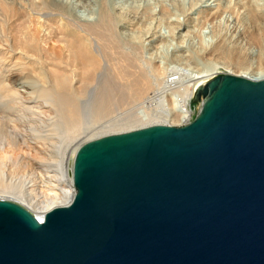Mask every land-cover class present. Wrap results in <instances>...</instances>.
Segmentation results:
<instances>
[{
    "label": "water",
    "instance_id": "95a60500",
    "mask_svg": "<svg viewBox=\"0 0 264 264\" xmlns=\"http://www.w3.org/2000/svg\"><path fill=\"white\" fill-rule=\"evenodd\" d=\"M198 116L82 144L42 220L0 199V264H264V79L198 88Z\"/></svg>",
    "mask_w": 264,
    "mask_h": 264
},
{
    "label": "bare ground",
    "instance_id": "6f19581e",
    "mask_svg": "<svg viewBox=\"0 0 264 264\" xmlns=\"http://www.w3.org/2000/svg\"><path fill=\"white\" fill-rule=\"evenodd\" d=\"M186 1H28L26 14L33 32L30 46L34 54L26 58L28 62L19 58L17 68L13 66L10 71V67V72L1 80L5 83L11 75L6 93L14 99L13 106L16 107L10 114L15 116L14 119L8 118L6 123L1 121L3 117L0 118V151L9 146L12 153L0 157V167L7 169L13 165L16 169H23L21 164L28 163L26 159L31 151L42 154L40 158L44 163H41L42 168L33 172H39L33 183L37 184L39 179L43 186L50 185L53 176L48 164H52L61 170L59 189L52 195L36 198L30 197L28 182L14 186L2 182L1 194L17 195L31 207L39 208L41 213L37 217L42 220L47 211L67 205L73 198L74 163L71 165V162L79 147L93 138L119 133L103 130L97 135V130L107 128L113 121L120 122L132 112L142 119L160 115L190 121V105L198 88L213 79L212 75L221 69L251 80L264 79V48L259 46L260 49L256 50L249 46L253 41H249V32L264 29V7L260 8L256 0H244L242 13L245 11V14L240 16L237 15L239 12L235 15L236 5L232 8L221 0ZM212 1L217 3L212 6L209 4ZM14 8L0 2L2 30L7 15ZM25 8L21 9L22 14L17 9V14L23 15ZM229 13L235 15L233 32L230 26L228 32L223 31L219 37L215 35L219 40L217 38L208 51L191 44L195 39L192 33L195 34L197 21L193 15L199 14V23L208 24ZM173 17L179 21L172 20ZM163 23H174L170 38L186 41L185 44L182 42L185 46L171 49L170 38L161 33ZM1 52L3 60L9 59L6 52ZM199 53L206 61L199 67L197 76L176 85L180 79L173 73L183 72L182 66L190 63L198 66L196 58ZM161 64L164 67L161 68ZM168 100L171 107L167 105ZM137 101L141 106L136 110L130 105ZM105 118L110 119L106 121ZM80 134L86 138H80L81 141L73 145L72 139ZM24 150L30 152L25 155ZM55 159H58L56 164L53 163ZM4 174L8 173L4 171ZM22 176L24 178L26 174L23 172Z\"/></svg>",
    "mask_w": 264,
    "mask_h": 264
},
{
    "label": "rangeland",
    "instance_id": "374dc122",
    "mask_svg": "<svg viewBox=\"0 0 264 264\" xmlns=\"http://www.w3.org/2000/svg\"><path fill=\"white\" fill-rule=\"evenodd\" d=\"M28 1L29 0H0V2H4L6 4L12 5L13 8L15 7L14 8L15 10L13 9V12L7 15L8 18L6 17L5 23H3L2 28L4 30V33H2L3 30L0 28V52L1 51L2 52H6V56H9V59H7V60H3L1 58L2 56H0V84H1L0 85V90H1L0 91V94H1L0 95V110H1L0 118L3 117V120H1V121H4L6 123H8V118H13L14 119L15 116H10V114H12L13 109L16 106H13V105H15L14 99L12 97H8V95L6 93V89L10 88L9 87L10 86L9 83H10L11 75L9 77H7V81L5 80V83L2 82L3 81L2 79H5V75L7 74V72H10L11 69H13L15 67L17 68V64L20 62L19 58H21L24 61L28 62V59H26V58L29 57L30 55L34 54L31 51L32 49H31V46H30L31 34H33V32L31 31V25H29L28 16L26 14V12H27L26 4L28 5ZM129 1H133V0H129ZM188 1L192 2L193 0H188ZM188 1H186V2H188ZM198 1H200V0H198ZM221 1H223V3H225L227 5H231L232 8H234L233 6L236 5L235 6V10H234L235 11V15H236L237 12H239V14H237V15H240V16L245 14V11H244V13H242L243 10H245L244 8H242V5L245 4L244 0H239V1L238 0H232V2H231V0H221ZM256 1H257L258 6L259 7L261 6L260 8L263 9L264 0H256ZM212 2H209V4L210 3L212 4V6H214V4L217 3V2H213V3ZM19 4H21L22 7ZM239 4H241V6ZM236 7L239 10L236 9ZM24 8H25L26 11H23V15H21V16H23V18H22L21 16H19V14L20 13L22 14V10L21 9L24 10ZM17 9L20 11L19 14H17L19 12V11H17ZM24 14L26 15V17L24 16ZM225 15H224L223 18L221 17V18H219V20H216V22H214V23L211 22L213 24H211V23H208V24L199 23V21H198L199 20V14L193 15V17L195 16L194 20L195 21L197 20L196 24H195V28H194L195 30L193 29L194 30L193 32H195V34L192 33V35H195L193 38H195L196 41H195V39H193L192 41H194V42L193 43L191 42V44H194L195 48L196 47L198 49L201 48L200 50H202V48H204V51H208V49L213 47L215 45V43L217 42V41L215 42V40L219 37V34H224V32H228L229 29L233 32L235 30V26H236V25H234L235 24V17H234L235 15L233 13L227 14L226 17H225ZM232 17H233L234 20L232 19ZM0 18L2 19L1 16H0ZM174 18L175 17H173L172 20H174ZM177 18L179 20H181V19L183 20V18H181V16L180 17L178 16ZM177 18H175V20ZM231 21H232V23H231ZM233 22H234V24H233ZM166 24L167 23H165V24L163 23L161 26H164V27L162 29L161 26H160V30L161 29L163 30V31L161 30V33L162 34L164 33L165 34V35L163 34L164 36L167 37V35H168V38H170L171 35L173 34V32H171V30L173 31L174 23L170 24V25H169V23L167 25ZM231 24H233V25H231ZM1 25H2V23L0 24V27H1ZM53 25L56 27V24H53ZM251 29H249V31ZM217 30H219L221 32H218ZM253 30L254 29H252V31L249 32V41L253 40V41L249 42L250 43L249 46H251L252 49L256 48V50H259L260 48H264V29H262L261 32L258 29H255L256 31L254 30V32H253ZM250 33H251V35L252 34L253 35L251 36ZM217 34H218V37L216 38L215 35H217ZM217 40H219V38ZM182 42H183V40L173 39V37L170 38V45L172 47L171 49H173V47L176 48V47H179V46H185L184 44L186 43V41L183 42L184 44H182ZM195 43L197 45H195ZM259 46H260V48H259ZM200 54L201 53H199L197 55V58H196V61L197 62L199 61L198 62L199 65L198 66H196V64L190 63L188 65H183L182 66V67H184V71L183 72H181V73H178V72L173 73V75L177 79H180V80H177L178 82L176 83V85L179 84L180 81L181 82L190 81V79H192L193 76H197L198 73H196V72H198L199 71L198 69L201 68V64L203 65V63L206 61V60L204 61L203 55L202 54L200 55ZM233 57L236 58V55H234ZM160 66H161V68L164 67L163 64H161ZM9 68H10V71H9ZM185 71L187 73H185ZM189 71H190V73H188ZM219 71H216V73L214 74L215 76L212 75V77L215 78L217 76L225 75V74H232V75H236V76L238 75L236 72L233 71L234 73H231L230 71H227L226 69H221ZM192 73H194V74H192ZM2 87H4L3 89H5V90H3ZM1 92H3L4 95H2ZM3 97L5 99H3ZM7 103H8V105H7ZM167 105L171 107L172 106L171 101L167 102ZM130 106L132 108L136 107V110H137L141 106V103L139 101H137L136 103L132 102ZM200 110H201V103H194V101H192L191 105H190V115H191L190 121L189 120L180 121V120L175 119L173 117H170V118L167 119V118H163L160 115H154V116H151L149 118L145 117L146 119L143 117L144 119H142V118H138V117H142V116H136L137 114L134 115V114H132L134 112H132L131 114H129V116H127L126 118L120 120V122H118V120L113 121L114 124L112 123V124L108 125L109 127L107 126V128H103V129L97 130L99 133L96 132L95 134H97V135L98 134H102L103 130H104V132L107 131V132H119V133H121L120 132L121 130L122 131L127 130V131H124V132H128V131H132V130H135V129H140V128L147 127V126H150V125H155V124L168 125V126L177 127V128L184 127V126H186V124L188 125V123H191L192 121H194V119L198 116ZM2 113H3V115H2ZM4 114H6V115L4 116ZM109 119L110 118H105L106 121H108ZM112 134H115V133H112ZM77 135L78 134H76V136ZM82 135L83 134H80V136L78 138L76 136H74V137H76L75 138L76 140L72 139L73 145H75V144H77L78 142L81 141V139L85 136V135H83V136ZM107 135H109V134H107ZM59 138L62 139L61 137H58V139ZM84 138H86V137H84ZM93 139H95V138H93ZM8 147L9 146L3 147V149L0 151V157L3 156V155L7 156V154L8 155H10V154L12 155L11 150ZM26 152H30V151L29 150H27V151L24 150L25 155H27ZM30 154L31 155H27V159H26L28 161V163L26 162V165H25V163L21 164V166H23V169H16L15 166H13V165H9L7 167V169H2V167H0V172H1L0 173V183H2V182L8 183V184L11 183L10 186H14V185H19V184L28 182L29 184L27 185V187L29 188L30 193H31L30 197L32 196V197H36V198H44L45 196L52 195V194L58 192V189H59L58 181L60 180V171L61 170L59 168L55 167V166H52V164H48V168H51V170H50L51 173H52L51 176H53L52 183L50 185H48V186H43L42 184L39 183V179H37V182H38L37 184L33 183L34 180L36 179V177L39 175L38 174L39 172H37L36 174L33 173V172L38 171L37 169H39V168H42L41 167V163H44V162H43V158L42 159L40 158V157H43L42 154L33 153L32 151L30 152ZM56 157H58L57 153H56ZM56 161H58V159H55L53 161V163L56 164L55 163ZM71 163H72L71 165H73L74 161L71 162ZM24 169L26 170V172L23 171ZM4 171L6 173H8V174H4ZM23 172H24V174H26V177H24V178L22 176ZM2 173H3L4 176L2 175ZM17 177H18V179H16ZM72 178H73V173H72ZM12 179H14V180H12ZM73 187H74V185H73ZM1 193H2V191H0V198H7V199L9 198L8 200H11V201H13L15 203H18V204L24 206L25 208L27 207L28 210L33 215H35V216L40 215L41 210L39 208L31 207L25 201L21 200L20 199L21 197H19L17 195L15 196V195L9 194V193H4V192H3V194H1Z\"/></svg>",
    "mask_w": 264,
    "mask_h": 264
}]
</instances>
